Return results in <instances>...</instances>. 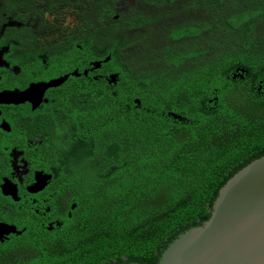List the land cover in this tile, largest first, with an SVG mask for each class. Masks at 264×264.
I'll return each mask as SVG.
<instances>
[{"label":"trees","instance_id":"obj_1","mask_svg":"<svg viewBox=\"0 0 264 264\" xmlns=\"http://www.w3.org/2000/svg\"><path fill=\"white\" fill-rule=\"evenodd\" d=\"M119 1L84 0L85 25L74 30L100 45L121 78L115 95L82 108L95 141L56 143L74 219L0 244V264H157L180 233L208 219L225 181L264 154V95L226 77L236 66L250 76L264 69V3L134 0L118 13ZM149 47L167 57L139 68L136 55ZM134 97L144 109L130 110ZM75 144L82 149L71 156Z\"/></svg>","mask_w":264,"mask_h":264},{"label":"flooded vegetation","instance_id":"obj_2","mask_svg":"<svg viewBox=\"0 0 264 264\" xmlns=\"http://www.w3.org/2000/svg\"><path fill=\"white\" fill-rule=\"evenodd\" d=\"M84 6V0H0V92L19 94L0 97V222L21 231L1 232L0 244L19 240L29 227L52 232L74 219L78 202L67 167L55 157L56 143L81 141L85 148L95 141L82 124V108L103 92L115 95L121 79L107 62L94 68L100 45L74 31L85 25ZM237 67L226 77L264 95V69L250 76L234 73ZM132 100L130 110L144 109L139 98ZM80 148L75 144L67 153L76 156ZM82 202L87 216L91 205Z\"/></svg>","mask_w":264,"mask_h":264},{"label":"water","instance_id":"obj_3","mask_svg":"<svg viewBox=\"0 0 264 264\" xmlns=\"http://www.w3.org/2000/svg\"><path fill=\"white\" fill-rule=\"evenodd\" d=\"M109 58L92 62L94 68ZM246 72L245 68L237 67L234 73L244 75ZM60 81L62 79H57L46 86ZM18 96L14 92H0V97L6 100ZM171 115L181 119L173 112ZM1 232L21 233L0 222ZM157 264H264V154L249 161L225 181L217 192L208 219L180 233L163 250Z\"/></svg>","mask_w":264,"mask_h":264},{"label":"rangeland","instance_id":"obj_4","mask_svg":"<svg viewBox=\"0 0 264 264\" xmlns=\"http://www.w3.org/2000/svg\"><path fill=\"white\" fill-rule=\"evenodd\" d=\"M136 1V0H135ZM241 1V0H240ZM128 2H130V0H120L119 1V7H118V9L116 10L118 13L119 12H121L122 10H124L126 7H124V5L125 4H128ZM240 4V3H239ZM248 3H246V1H242L241 2V4L240 5H243V7H246L247 9H249V6L247 5ZM247 5V6H246ZM116 16V15H115ZM243 17H245L246 18V15L245 16H243ZM208 19L210 20L211 18H210V16L208 17ZM72 19H68V21H71ZM259 26H260V28H259V30H258V32L260 33V34H263L264 35V23H259ZM163 51L161 50V51H159V52H155V53H157V55L155 54H153L152 53V50L150 49V47L149 48H147L146 50L144 49V50H141L137 55H136V61H135V63H136V65H138L139 66V68H142V69H145V68H147L148 66V64H147V59L148 58H150V57H152L153 56V58L154 59H157V57H158V59L160 58V57H162L163 59H165L166 57H167V54H164V53H162ZM264 55V53H261V55ZM161 58V59H162ZM146 59V60H145ZM149 63V62H148ZM147 66V67H146ZM149 67H151V66H149ZM92 144L93 143V141H90V142H88V144Z\"/></svg>","mask_w":264,"mask_h":264}]
</instances>
